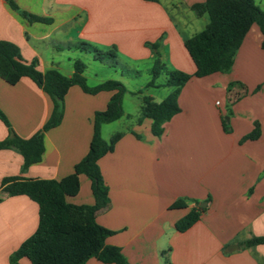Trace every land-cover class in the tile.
<instances>
[{"label":"crops","instance_id":"0c3cea01","mask_svg":"<svg viewBox=\"0 0 264 264\" xmlns=\"http://www.w3.org/2000/svg\"><path fill=\"white\" fill-rule=\"evenodd\" d=\"M11 1L17 10L8 0H0V41L16 45L22 59L37 61L41 72L55 69L67 77L74 74V63L81 57L97 61L92 52L77 48L80 43L103 51L115 47L130 63H155L159 57L169 70L194 75L197 69L185 42L209 23L207 15L200 17L192 10L206 0ZM254 1L264 10V0ZM263 41L254 25L230 73L187 82L179 97L181 112L164 124L160 137L152 134L150 119L139 123L140 117L124 113L115 121L124 118L128 125L108 134L123 136L98 162L111 206L96 221L114 232L106 245L119 247L130 264H264V245H243L264 236ZM153 44H158V54ZM88 72L86 65L87 83ZM158 79L156 84L162 85ZM105 81L98 80L95 86ZM231 82L245 85L246 94L229 108ZM113 94L91 95L77 85L71 87L61 124L45 134L42 161L26 170L18 150L0 149V264H11L12 254L39 224L37 203L25 195L10 196L2 186L4 180H61L72 175L89 152L95 113L107 108ZM217 95L220 99H215ZM0 109L14 132L29 139L50 118L53 102L30 78L15 85L0 79ZM229 111L227 133L223 120ZM113 123L102 126V138ZM256 130V138L244 140ZM7 137L8 129L0 120V142ZM178 200L186 208L172 207ZM66 201L77 206L95 203L87 176L80 175L79 193ZM197 205L205 209L200 221L178 232L176 223ZM18 264L31 262L24 257ZM86 264L104 263L93 257Z\"/></svg>","mask_w":264,"mask_h":264},{"label":"trees","instance_id":"16d2710c","mask_svg":"<svg viewBox=\"0 0 264 264\" xmlns=\"http://www.w3.org/2000/svg\"><path fill=\"white\" fill-rule=\"evenodd\" d=\"M159 2V0H143ZM10 7L17 6L8 0ZM197 16L207 15L209 23L201 32L185 42L196 72L190 75L180 70H169L158 57L150 70L152 80L147 87H171L173 91L161 102L150 96L142 97V115L152 121V134L160 137L164 133V124L181 112L179 97L182 88L193 77L203 78L212 74H228L232 71L236 55L250 29L257 25L264 35V10L254 0H206L192 6ZM25 16V14L22 13ZM31 20L47 22V20L29 17ZM158 54V44L151 45ZM77 48L92 52L99 62L115 61L118 51L114 47L103 51L87 43H80ZM264 49V41L262 43ZM75 72L67 77L58 70L41 72L37 61L26 62L22 59L19 48L13 43L0 41V79L11 85L23 78H30L46 92L52 102L53 111L44 127L29 139L19 137L13 130L7 116L0 109V120L8 129V137L0 142V149H16L24 159L23 169L40 163L45 152V134L59 126L64 117L65 97L73 86H79L85 93L96 95L111 91L112 95L107 108L94 115V133L88 154L75 165L74 173L61 180L20 179L4 180L2 186L10 196L25 195L37 203L39 207V224L36 232L15 251L11 264H18L21 258H28L31 264H86L90 258H97L104 264H130L119 247L106 245V239L114 232L96 221L100 213L106 212L110 206L109 188L102 175L99 160L113 152L116 143L123 136L117 133L110 141L102 138L101 128L104 124L118 121L124 115L122 99L127 89L122 82L108 80L90 87L84 76L85 63L80 60L74 63ZM165 74V84L157 85L156 80ZM236 88L243 92H235ZM245 85L240 82L228 84L229 106L245 96ZM139 94H142L140 91ZM228 115H231L229 111ZM258 125V124H257ZM225 132H231L229 123L224 119ZM257 130L246 136L244 140L256 138ZM80 175L87 176L92 184L95 199L93 205L77 206L66 201L67 196H75L80 191ZM174 208H186L183 200L172 205ZM205 209L197 205L185 217L176 223L178 232H185L201 219ZM246 247L264 245V236L254 237L243 243ZM171 264V263H167Z\"/></svg>","mask_w":264,"mask_h":264},{"label":"rangeland","instance_id":"374dc122","mask_svg":"<svg viewBox=\"0 0 264 264\" xmlns=\"http://www.w3.org/2000/svg\"><path fill=\"white\" fill-rule=\"evenodd\" d=\"M119 56L120 55H118L115 61L107 60L104 63L99 61L90 62L85 56L83 58L81 57L80 60L89 66L87 75L88 85L95 86L98 80H116L122 82L127 89L122 99L123 112L139 118L142 115L141 106L143 96H151L155 101L161 102L173 91V88L167 86L160 88L147 87L148 83L152 80L150 70L153 68L154 63H130ZM166 80L167 76L164 74L159 77L157 82L165 84ZM140 91L142 94H139ZM216 98L220 99V96L217 95V97L215 96V99ZM226 105L231 108L228 98L226 99ZM229 117L227 113L224 119L228 122ZM127 125L128 122L124 120V118L122 122H115L109 125L108 128L104 130V140L107 139L106 141L109 142L111 137H108V134L112 135L114 132L122 131Z\"/></svg>","mask_w":264,"mask_h":264},{"label":"water","instance_id":"95a60500","mask_svg":"<svg viewBox=\"0 0 264 264\" xmlns=\"http://www.w3.org/2000/svg\"><path fill=\"white\" fill-rule=\"evenodd\" d=\"M202 206L205 207L206 206V203H204Z\"/></svg>","mask_w":264,"mask_h":264},{"label":"built area","instance_id":"2783aa9c","mask_svg":"<svg viewBox=\"0 0 264 264\" xmlns=\"http://www.w3.org/2000/svg\"><path fill=\"white\" fill-rule=\"evenodd\" d=\"M217 104H219V102H217Z\"/></svg>","mask_w":264,"mask_h":264}]
</instances>
